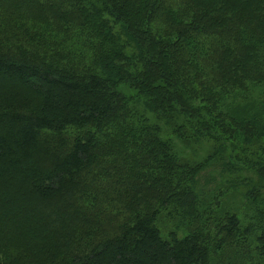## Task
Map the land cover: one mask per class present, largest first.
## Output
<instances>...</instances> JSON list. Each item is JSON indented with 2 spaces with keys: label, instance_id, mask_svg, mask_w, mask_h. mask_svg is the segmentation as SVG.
Wrapping results in <instances>:
<instances>
[{
  "label": "trees",
  "instance_id": "trees-1",
  "mask_svg": "<svg viewBox=\"0 0 264 264\" xmlns=\"http://www.w3.org/2000/svg\"><path fill=\"white\" fill-rule=\"evenodd\" d=\"M0 8V264H264V0Z\"/></svg>",
  "mask_w": 264,
  "mask_h": 264
},
{
  "label": "rangeland",
  "instance_id": "rangeland-1",
  "mask_svg": "<svg viewBox=\"0 0 264 264\" xmlns=\"http://www.w3.org/2000/svg\"><path fill=\"white\" fill-rule=\"evenodd\" d=\"M7 14L6 10L4 8H0V20L3 16H5ZM164 236L167 235V231H165V229L163 230ZM228 248H232V244L231 245H227ZM229 250V249H228Z\"/></svg>",
  "mask_w": 264,
  "mask_h": 264
}]
</instances>
